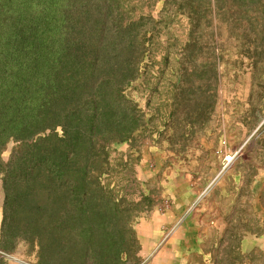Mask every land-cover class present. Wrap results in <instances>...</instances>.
Wrapping results in <instances>:
<instances>
[{
	"label": "rangeland",
	"instance_id": "rangeland-1",
	"mask_svg": "<svg viewBox=\"0 0 264 264\" xmlns=\"http://www.w3.org/2000/svg\"><path fill=\"white\" fill-rule=\"evenodd\" d=\"M91 76L125 80L134 131L77 220L30 196L3 228L0 181V264H264V0H0V90Z\"/></svg>",
	"mask_w": 264,
	"mask_h": 264
},
{
	"label": "trees",
	"instance_id": "trees-1",
	"mask_svg": "<svg viewBox=\"0 0 264 264\" xmlns=\"http://www.w3.org/2000/svg\"><path fill=\"white\" fill-rule=\"evenodd\" d=\"M95 44L84 58L91 71L101 68ZM124 81L60 78L38 90L33 105L23 80L8 85L11 93L0 90V154L8 141L19 143L6 164L0 160L3 228L15 220L18 202L30 196L33 204L28 210L40 222L83 216L92 194L102 187L100 178L110 172V147L129 141L137 123L128 115L134 106L123 94ZM19 183L24 189L17 195ZM52 191L66 197L65 208L47 204ZM131 234L130 242L135 243ZM115 259L118 263L119 254Z\"/></svg>",
	"mask_w": 264,
	"mask_h": 264
},
{
	"label": "crops",
	"instance_id": "crops-1",
	"mask_svg": "<svg viewBox=\"0 0 264 264\" xmlns=\"http://www.w3.org/2000/svg\"><path fill=\"white\" fill-rule=\"evenodd\" d=\"M157 259H161L160 256H159ZM155 263H156V264H160L159 261H158V262H155ZM168 263H169V262H168ZM163 264H166V262L164 261ZM170 264H186V263H185L184 260L181 258V259H179V261H177V262H175V261L173 262V261H172Z\"/></svg>",
	"mask_w": 264,
	"mask_h": 264
},
{
	"label": "bare ground",
	"instance_id": "bare-ground-1",
	"mask_svg": "<svg viewBox=\"0 0 264 264\" xmlns=\"http://www.w3.org/2000/svg\"><path fill=\"white\" fill-rule=\"evenodd\" d=\"M227 159L229 160L230 158L228 157Z\"/></svg>",
	"mask_w": 264,
	"mask_h": 264
}]
</instances>
